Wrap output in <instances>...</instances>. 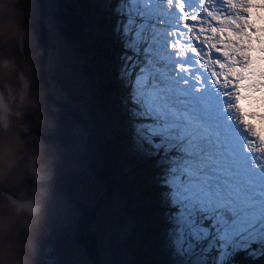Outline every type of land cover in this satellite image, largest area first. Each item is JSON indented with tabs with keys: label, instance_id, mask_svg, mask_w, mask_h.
<instances>
[{
	"label": "snow or ice",
	"instance_id": "6c2138e0",
	"mask_svg": "<svg viewBox=\"0 0 264 264\" xmlns=\"http://www.w3.org/2000/svg\"><path fill=\"white\" fill-rule=\"evenodd\" d=\"M212 2L112 5L127 146L154 169L167 264H264V83L254 89L246 79L247 44L257 35L264 40V0H223L244 13L240 24L228 19L239 32L203 26L202 8ZM56 120L62 132L59 113ZM66 133L61 163L84 138L75 121ZM58 204L72 215L71 194ZM39 257L38 264H57L41 250Z\"/></svg>",
	"mask_w": 264,
	"mask_h": 264
},
{
	"label": "rangeland",
	"instance_id": "374dc122",
	"mask_svg": "<svg viewBox=\"0 0 264 264\" xmlns=\"http://www.w3.org/2000/svg\"><path fill=\"white\" fill-rule=\"evenodd\" d=\"M114 3L115 0H87L85 2V6L87 5L91 9L93 6L97 7L104 13L105 16L101 22L97 14L94 19L87 16L86 12L83 15L84 8L77 7L75 0L58 1V7H60L62 14H65V11L62 10L63 5H69L70 11L74 12V17H72L74 23L71 24V29L77 28V32H72V34L77 33L82 42L89 43L85 35V24L93 21L91 24L94 25L95 22H98L101 29L104 30L105 37L110 38V43L120 49L118 51L112 45L102 44L100 56L96 57L98 60L95 59V66L93 67L96 69L97 64L100 63L103 66L102 70L95 76L88 75L86 79L83 73L86 69L81 66V62L85 65L88 62L86 55H84L87 53V48L82 50L84 45H77L79 50L84 53L80 57L75 49L78 42L74 41L76 42L74 43L72 39L69 40L57 33L53 24L55 20L52 19L49 12L50 5L52 7L51 0H47L45 4L48 9V17L42 22L38 0H0V59H8L10 65L9 70H1L7 82V89L11 91L9 92L11 93V100L7 101L6 99L10 108V114L8 113L7 118L11 119L14 125H17L18 120L19 129V123L24 122L26 114L19 115L18 111L20 108L31 104L32 109L37 108L36 112L32 114L35 115L36 119L44 122L46 112L51 113V110H47L43 114V111L47 107L49 108V101L44 104L47 89L52 98H61L63 103L69 104L70 110L84 115L89 108L91 96L97 97L99 95L94 90L97 82L106 84L104 88L102 87L99 90L102 96L97 106L101 115H98L97 122L91 125L92 129H95L96 126V130L91 132V136L98 145V148H96L95 144H92L93 156L96 166L103 169L104 172L110 163H115L119 169L116 175L106 173L105 176L101 174L99 176L97 170H95L90 175L93 176L92 178L80 176L81 189L78 190L79 192L74 189L77 196L83 198L80 199L87 209L97 207L87 227L94 234L97 264H167L169 256L164 240V223L159 206V191L153 183L154 169L151 163L133 156L127 146V119L120 107L123 90L116 75L120 64L121 47L113 31L115 17L112 14V5ZM216 5L217 3L213 0L212 3L202 8L203 26L206 28L224 26L221 22L219 24L215 23L217 16L223 14L221 20L227 18L226 21H228L229 18L233 20L239 14V9H233L232 11L231 8H228L226 13L222 10L217 11L218 7ZM256 7L259 8V5ZM205 12L207 15H204ZM76 13L79 14L81 22L75 15ZM243 15L244 13L241 14V16ZM106 16H108L107 21ZM231 24L229 23L228 28L232 27L233 30L234 25ZM225 27H227L226 24ZM21 29H23L22 32ZM260 31L264 34V29ZM18 35H22L25 40L26 60H17L13 63L15 52L12 47L15 45ZM197 35H200V33H197ZM250 42L258 45V48L256 47L258 52L254 55L256 66L251 86L258 89L260 82L264 83V46H262L264 40H262V35H257ZM201 43L203 44L204 41L202 40ZM248 46L247 44L249 51ZM252 50L250 47V52ZM181 51L184 50L181 49ZM104 53L106 54L101 57ZM41 64L47 89L44 81L38 77ZM23 82L28 86L29 100L26 99L25 95H21ZM90 86L91 88H89ZM96 102L94 101L91 104ZM120 113L123 119L118 118ZM53 118L56 119V117ZM79 124H81V121ZM7 125L8 122L5 127L0 123V178L9 165L12 150L18 145L14 135L2 133V129L4 130ZM18 146H20V143ZM55 148L56 146L52 143L51 149L53 152H55ZM84 170L88 174L91 172L90 167H85ZM68 174L69 169L62 167L57 179L63 181L67 179ZM111 176L116 177V182L113 180L116 187L112 189V192L107 191V183ZM141 189H144V195L137 198L138 191ZM137 204H142V210L135 209ZM59 209L57 206L54 207L53 211H58L54 218L48 212L43 214V217L51 226L59 225L56 231L60 234L58 236H61L62 242L56 249L52 250V253L58 259V263L93 264L94 259L89 258L90 256L84 247L72 241V231L79 215L77 205H74L70 217H65ZM18 212L0 193L2 263L38 264L40 250L48 249L49 244V240H42L38 237L41 235L39 231L43 230L45 219L38 218V211H26L25 214L19 213V215ZM128 232H134V239L126 248L121 242L128 236ZM50 233L47 237L53 234L52 230ZM19 240L25 243V247L20 250L16 247ZM11 241L13 243L12 249ZM112 248L117 251L112 250ZM42 252L44 253V251Z\"/></svg>",
	"mask_w": 264,
	"mask_h": 264
},
{
	"label": "flooded vegetation",
	"instance_id": "af4514ba",
	"mask_svg": "<svg viewBox=\"0 0 264 264\" xmlns=\"http://www.w3.org/2000/svg\"><path fill=\"white\" fill-rule=\"evenodd\" d=\"M57 1H59V0H57ZM46 2H47V0H38V5L41 9V12H40L41 22L43 20H45L46 17H48V9H47V7L46 8L43 7V6H45ZM77 7H79V6H77ZM59 9H60V7H59ZM62 10L65 11V14L70 13V6L69 5H66V6L63 5ZM76 15L78 16L79 14L76 13ZM52 19L55 20V22H53V24H54L56 31H57L58 22L54 17H52ZM22 30L23 29H21V32H22ZM57 33H58V31H57ZM69 40H71V39H69ZM72 42H74V41L72 40ZM74 43H76V42H74ZM82 43H83L82 41L76 43V48H75L77 54L80 57L84 53H83V51L79 50L77 45H81ZM12 48L14 49V52H15V55H14L13 61H12L13 63H14V61H17V60L18 61H20V60L25 61L26 60L25 40H24L22 35L17 36L16 43H15V45H13ZM8 50L10 51L9 47H8ZM84 55H86V59L88 60V62L86 65L81 62V66L84 69H86L85 71H83V73L85 75V78L87 79L88 75H94L95 76L98 72L96 71V69L93 68L95 66L94 65V62H95L94 54L93 53L90 54V52L87 51V53H85ZM3 58H5V57H3ZM8 61L9 60L6 58L0 59V82L4 88V92H5L7 101L8 100L10 101L11 100V93H9V92H11V91L9 89H7L8 87H7L6 79H5V77L1 71V70H9L10 69V65H9ZM5 63H6V66H5ZM18 72H19V70H18ZM1 76H3V77H1ZM38 77L44 81L46 89H47L45 77H44L43 70H42V64L39 66ZM23 84L24 85L22 88H23L24 93L22 91L21 95H25L26 99L29 100L30 93L28 92V86L26 85L25 82H23ZM22 88H21V90H22ZM97 94H99V95H98V97H95V98H96V101L98 103V102H100L102 94L100 93V91ZM45 96L46 97L44 100V104H45V102L47 104L49 101V108L47 107V109L43 111V114L47 110H51V113L49 114L46 112V118L44 117V122L36 119L35 115L32 114V113L36 112L37 108L35 107V109H32L31 104L29 106L27 105V107L20 108L18 113H20L19 115L26 114V115H32L33 116V118L39 123V125L43 128V130L48 134V147H49L50 151L53 153V155L55 156L56 164H55V171L53 173V176L46 181L35 182V186H36V194L38 195V198H39V209L37 212V213H39L38 214L39 217L38 216L37 217L39 219H41V218L45 219V224H44L43 230L41 229V231H39V232H41V235H39L38 237L41 238L42 240H45V239L49 240V244L47 246L48 249H45V250L43 249V250H41V252L44 251V253H46L49 257L54 258L56 260L57 264H59L56 255L52 253V250L56 249L57 246L62 242L61 236H58L60 234L56 231V229L59 228V225L55 224L54 226H51V224L46 220V218L43 217V214L45 212H48L54 218L55 215L58 213V211L55 212V211H53V209L55 206H57L59 208L58 200H59V197L61 196V194H71L72 199H73V203L75 206L77 205V209H78V213H79L77 220H76V223L74 225L73 231H72V241H73V243L84 247L83 244L86 242V240L82 239L81 236H77V230H78L77 223L79 222L82 214L87 216V215L91 214V211L89 209H87L85 207V204L81 201V199H83V198L80 196V198H81L80 199L77 196V194L75 193L74 189H76L77 192H79L78 190L81 189L82 184H81L80 176L74 175L72 173V170L76 166H79L82 170L85 167H90L91 168L90 174H88L84 170L82 177H84V178H92L93 177L90 175L92 173H94V171H95V169L92 168V165H93L92 152H94V150L92 149V147L90 148V146H92V144H95V147L98 148V145L93 140V136H91V132L93 130H96V126L94 127L95 129H92L91 125H93L97 122V120H98L97 115H101V112L97 106L96 118L94 117L95 113L92 115L87 114V113L82 115L80 113H77L75 111L70 110L69 104L63 103L61 98H59V99L52 98V96L48 92V89H47ZM62 110H63V113H62ZM58 113L60 116V127H61L62 132H57V120L55 118H53V117H56ZM89 115L91 117H89ZM121 115L122 114L120 113L119 117H118L119 119H123V116L120 118ZM79 120L81 121V124H79L80 123ZM53 121H55V122H53ZM70 121H75L77 124H79L82 127V129L84 131V138H83V142H82V147L78 151L73 152L71 155H68L67 153H65L64 157H63V161L61 163L60 156H59L60 148H59L58 143H62L65 145L69 143V138H68L66 132H67ZM86 125H87V128H86ZM2 133L3 134L9 133L10 135H14V139L17 141L18 145L20 143V146L16 145L11 152V158L9 159L10 160L9 163L11 165L13 162L14 152L16 150H19L21 148V146H23L21 139H20V136H19L18 120H17V125H14L11 122V119H8V125L4 130L2 129ZM51 142L54 144V146H56L55 152H53L51 149V144H52ZM23 148L24 147H22V149ZM62 167L68 168L69 174L67 176V179H65L63 181H59L57 179V176H58L59 172L61 171ZM97 173L99 176H101L100 175L101 174V168L98 167ZM0 181H1V178H0ZM25 212H26V210H21L18 212V215H19V213L25 214ZM49 229L52 230L53 234L47 237V235L49 233ZM12 247H13V243L11 241V249H12ZM16 247H18V249L20 250V249L25 247V243L22 240H19V244ZM84 249L86 251L85 247H84ZM0 252H2L1 247H0ZM95 256H97V253L95 254ZM0 264H3L2 258H1V253H0Z\"/></svg>",
	"mask_w": 264,
	"mask_h": 264
},
{
	"label": "water",
	"instance_id": "95a60500",
	"mask_svg": "<svg viewBox=\"0 0 264 264\" xmlns=\"http://www.w3.org/2000/svg\"><path fill=\"white\" fill-rule=\"evenodd\" d=\"M51 4L52 7L50 5L49 12L58 22V33L63 37L80 42L79 35L77 33L72 34V32H77V28H69V31L64 29L67 23L68 26L74 23L72 20L74 12L62 14L57 0H53V3L51 0ZM77 17L80 19L79 15ZM0 98L3 99L4 104L3 109L0 110V123L5 127L10 108L1 82ZM24 118V122L19 123V136L25 153L20 149L15 151L13 166L1 182L0 193L16 211L37 212L39 198L36 194L35 182L46 181L53 176L56 160L48 147V134L32 115H26Z\"/></svg>",
	"mask_w": 264,
	"mask_h": 264
},
{
	"label": "trees",
	"instance_id": "16d2710c",
	"mask_svg": "<svg viewBox=\"0 0 264 264\" xmlns=\"http://www.w3.org/2000/svg\"><path fill=\"white\" fill-rule=\"evenodd\" d=\"M84 1V3H83ZM77 6H80V8H84V12H82V14L84 15L85 12L87 13V16H89L90 18L94 19V16L97 14L99 16V21H103V17L105 16L104 13H102L97 7H94L91 9L89 8L87 5L88 3H86L87 5L85 6V2H87V0H75ZM44 8H46L45 6H43ZM91 10V11H90ZM108 15H110V13H108ZM107 18L108 16H106V21H107ZM93 21H91L92 23ZM91 23H86L85 24V27H86V31H85V35H86V38H87V42H89L88 44H85L84 42L81 44V45H84L82 47V50H84L85 48H87V51L94 54V57L95 59H97L96 57L100 56V48L102 46V44H105L106 46H110L112 45L115 49H118V51H120V49L118 47H116L114 44H111L109 40L110 38H107L105 37V34H104V30L101 29V25H99V23L95 22V24H91ZM106 53H104L101 57H103ZM98 60V59H97ZM103 66L102 64L98 63L97 64V68H96V71L97 72H100L102 69ZM104 85L106 84H101V82H97V85H95V89L96 92L98 93L99 90L103 87H105ZM91 88V86L89 87ZM93 90V88H92ZM98 97V95H97ZM96 101L95 100V97H92L90 98V104H89V108L87 109L86 113L87 114H94V117L96 118V115H97V109H95V107H97V102L95 104H91L92 102ZM89 117H91L89 115ZM98 117V115H97ZM122 117V115L120 116V118ZM23 146H21L20 150L24 152V148L22 149ZM92 146H90L91 148ZM15 153V152H14ZM14 155L13 154V162H14ZM92 156H93V152H92ZM11 158V157H10ZM10 162V160H9ZM13 162L12 164L8 165L5 173L3 174V176L1 177V181L4 179V177L6 176V172H8L11 167L13 166ZM92 168L95 169V170H98V167L96 166L95 164V160H94V156H93V165H92ZM119 168L117 167V165L115 163H110L108 164L107 168L105 169V172L103 171V169H101V175H107V174H110V175H116V172ZM107 173V174H106ZM98 174V173H97ZM111 179H109L108 183H107V191H111L112 192V189H115L116 185L115 183H113V180L116 182L114 176H111L110 177ZM112 180V181H111ZM0 187H1V183H0ZM139 193L137 194L138 197H143L144 195V189H141L138 191ZM151 194V193H149ZM146 195V194H145ZM148 195V194H147ZM150 197V196H149ZM147 197V198H149ZM145 200V199H144ZM13 207V206H12ZM143 206L142 204H137V206L135 207V209H137L138 211L139 210H142ZM97 209V207L95 206L94 209H90L91 211V214L90 215H84L82 214L79 222L77 223V226H78V230H77V236H81L82 239L86 240V242L83 244L84 247L86 248V251H87V254L89 256H91L90 258L91 259H94L93 261V264H97V256H95V239H94V234L87 228L88 227V224H89V221L90 219L92 218V216L94 215V212L95 210ZM134 239V232H128V236L125 237V239L123 240V242H121L122 245H125V247L127 248L128 245L131 244L132 240ZM112 250L114 251H117L115 248H112ZM1 253V258H2V255L3 253ZM245 264H247V262H245ZM259 264V262H258Z\"/></svg>",
	"mask_w": 264,
	"mask_h": 264
},
{
	"label": "bare ground",
	"instance_id": "6f19581e",
	"mask_svg": "<svg viewBox=\"0 0 264 264\" xmlns=\"http://www.w3.org/2000/svg\"><path fill=\"white\" fill-rule=\"evenodd\" d=\"M221 1H222V2H221ZM220 2H221L220 4L217 3V5H216V6L218 7L217 11H218V10H222V11H225L224 13H226V11H227V9H228L229 7L225 6V4L223 3V0H220ZM231 9H232V8H231ZM214 10H215V9H214ZM232 11H233V9H232ZM236 12H237V11H236ZM236 12H235V14H236ZM242 13H243V12L239 10V14H238V12H237L238 15L235 16V17L233 18V20L236 22V24H240V19H239V17H242V16H241ZM231 14H233V13H231ZM225 17H226V16H225ZM77 18H78V17H77ZM226 20H227V18L221 20L220 22L224 25V27H225V24H226L227 27H229V22L226 21ZM231 20H232V19H231ZM231 25H232V24H231ZM233 25H234V29H233L234 32H239V31L242 30V26H241V28H237V27L235 26V24H233ZM233 25H232V26H233ZM218 27H219V26H218ZM64 29H65L66 31H69V26H68V25H65ZM70 29H71V25H70ZM231 29H232V27H231ZM65 30H64V31H65ZM66 31H65V33H67ZM71 31H72V30H71ZM258 43H260V42H258ZM258 43H257V44H258ZM257 46H258V45H257ZM248 47H249V46H248ZM255 60H256V59H255ZM261 84H262V82H260V85H261ZM260 85H259V86H260ZM259 86H258V87H259Z\"/></svg>",
	"mask_w": 264,
	"mask_h": 264
},
{
	"label": "clouds",
	"instance_id": "9594fccd",
	"mask_svg": "<svg viewBox=\"0 0 264 264\" xmlns=\"http://www.w3.org/2000/svg\"><path fill=\"white\" fill-rule=\"evenodd\" d=\"M5 66H6V63H5ZM4 107V104H3V99L0 98V110H2Z\"/></svg>",
	"mask_w": 264,
	"mask_h": 264
}]
</instances>
